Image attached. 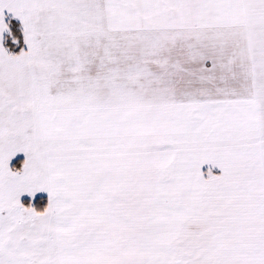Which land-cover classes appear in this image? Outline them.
<instances>
[{"label": "snow or ice", "instance_id": "obj_1", "mask_svg": "<svg viewBox=\"0 0 264 264\" xmlns=\"http://www.w3.org/2000/svg\"><path fill=\"white\" fill-rule=\"evenodd\" d=\"M0 264H264V0H0Z\"/></svg>", "mask_w": 264, "mask_h": 264}, {"label": "crops", "instance_id": "obj_2", "mask_svg": "<svg viewBox=\"0 0 264 264\" xmlns=\"http://www.w3.org/2000/svg\"><path fill=\"white\" fill-rule=\"evenodd\" d=\"M218 171V170H217Z\"/></svg>", "mask_w": 264, "mask_h": 264}]
</instances>
